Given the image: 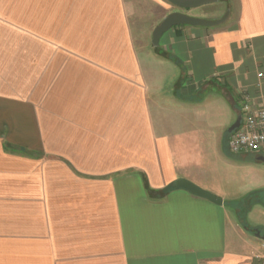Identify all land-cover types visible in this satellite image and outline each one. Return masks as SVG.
I'll use <instances>...</instances> for the list:
<instances>
[{
	"label": "crops",
	"instance_id": "1",
	"mask_svg": "<svg viewBox=\"0 0 264 264\" xmlns=\"http://www.w3.org/2000/svg\"><path fill=\"white\" fill-rule=\"evenodd\" d=\"M176 10L230 14L157 49ZM246 103L264 0H0V264H262L260 161L228 144ZM178 178L221 203L159 192Z\"/></svg>",
	"mask_w": 264,
	"mask_h": 264
},
{
	"label": "water",
	"instance_id": "2",
	"mask_svg": "<svg viewBox=\"0 0 264 264\" xmlns=\"http://www.w3.org/2000/svg\"><path fill=\"white\" fill-rule=\"evenodd\" d=\"M171 4L183 8V9H191L200 7L206 4L214 3L218 0H168ZM230 11L227 10L223 16L217 19H207L202 17H196L182 11H173L169 13L153 30L152 33V44L153 46H159L160 39L162 35L167 32L169 29L176 25H194V26H207L212 27L221 24L226 21L229 17ZM242 120V114H239L236 121L228 128V132H232L235 128L239 127ZM257 161L264 162V155H260L256 157ZM176 185L181 188H185L191 193L206 197L211 201L216 203H221V199L214 195L213 193L207 191L206 189L200 187L196 183L192 182L186 178H178L176 181ZM259 235V233H257ZM264 238V237H263Z\"/></svg>",
	"mask_w": 264,
	"mask_h": 264
},
{
	"label": "built area",
	"instance_id": "3",
	"mask_svg": "<svg viewBox=\"0 0 264 264\" xmlns=\"http://www.w3.org/2000/svg\"><path fill=\"white\" fill-rule=\"evenodd\" d=\"M228 144L231 153L234 154L264 155V105L252 108L245 104L241 124L230 132Z\"/></svg>",
	"mask_w": 264,
	"mask_h": 264
},
{
	"label": "rangeland",
	"instance_id": "4",
	"mask_svg": "<svg viewBox=\"0 0 264 264\" xmlns=\"http://www.w3.org/2000/svg\"><path fill=\"white\" fill-rule=\"evenodd\" d=\"M181 9H183V8H181ZM202 18H206V17H202ZM150 44L153 45L152 44V38L150 40ZM255 167H256L257 171L261 172V177H262L261 182L264 183V162L260 161V163H258V162L255 163ZM252 217H253L252 218L253 222H260L263 224L261 226H262V232L264 233V206H257L256 210L253 212ZM246 222L247 223L249 222V218L247 216H246Z\"/></svg>",
	"mask_w": 264,
	"mask_h": 264
},
{
	"label": "trees",
	"instance_id": "5",
	"mask_svg": "<svg viewBox=\"0 0 264 264\" xmlns=\"http://www.w3.org/2000/svg\"><path fill=\"white\" fill-rule=\"evenodd\" d=\"M159 46H157L156 48L158 49ZM169 58L176 61V62H179L178 59L176 57H174L173 55H169ZM229 134V133H228ZM177 185L176 183H172L166 187H164L163 189H160L159 192L160 193H163V194H166L168 193L170 190H172L173 188H176Z\"/></svg>",
	"mask_w": 264,
	"mask_h": 264
}]
</instances>
